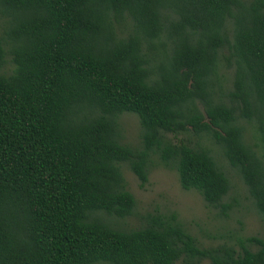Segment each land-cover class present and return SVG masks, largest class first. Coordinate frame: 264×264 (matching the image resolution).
Listing matches in <instances>:
<instances>
[{"label": "trees", "instance_id": "trees-1", "mask_svg": "<svg viewBox=\"0 0 264 264\" xmlns=\"http://www.w3.org/2000/svg\"><path fill=\"white\" fill-rule=\"evenodd\" d=\"M210 144L264 220V0H0V264H264L257 237L202 248L175 214L119 223L121 165L144 187L155 159L226 216Z\"/></svg>", "mask_w": 264, "mask_h": 264}, {"label": "rangeland", "instance_id": "rangeland-1", "mask_svg": "<svg viewBox=\"0 0 264 264\" xmlns=\"http://www.w3.org/2000/svg\"><path fill=\"white\" fill-rule=\"evenodd\" d=\"M8 67L10 65L8 64ZM232 71L227 70V83L231 80ZM121 128V143L138 148L140 145V126L133 114H123L119 118ZM178 142L182 138H173ZM193 140L192 137H190ZM211 155L227 175L231 189L224 198V203L233 207L222 216L218 210L208 208L201 196L195 191L183 190L178 182L175 171L164 168L154 160L148 175V182L140 187L136 176L127 165H121V171L126 182L127 190L134 196L136 206L133 214L119 221L123 228H137L143 224L142 217L146 214L161 213L175 214L186 231L192 235L198 246L212 247L227 243L239 250L238 238L257 237L264 240V220L256 213L239 176L231 170L220 152L209 145ZM250 251H256V244L246 245ZM202 264H208L203 262Z\"/></svg>", "mask_w": 264, "mask_h": 264}]
</instances>
